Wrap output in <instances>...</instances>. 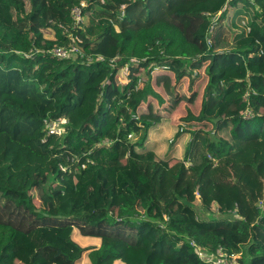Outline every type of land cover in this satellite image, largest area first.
I'll list each match as a JSON object with an SVG mask.
<instances>
[{"label":"trees","instance_id":"trees-1","mask_svg":"<svg viewBox=\"0 0 264 264\" xmlns=\"http://www.w3.org/2000/svg\"><path fill=\"white\" fill-rule=\"evenodd\" d=\"M70 32L81 53L59 58ZM207 60L184 156H161L138 115L157 69L192 86ZM219 247L264 264V0H0V264H211L197 249Z\"/></svg>","mask_w":264,"mask_h":264},{"label":"rangeland","instance_id":"rangeland-1","mask_svg":"<svg viewBox=\"0 0 264 264\" xmlns=\"http://www.w3.org/2000/svg\"><path fill=\"white\" fill-rule=\"evenodd\" d=\"M24 1L27 11H30L31 0ZM232 11L233 9L229 8L227 17L221 25L218 24V17L214 19L213 40H218V38L230 40L232 38V32L229 27L230 21L228 20V16L232 14ZM82 19V25L89 22V16H83ZM47 37H53V35H47ZM202 63L200 65L196 62L192 65L191 69L194 74L198 73L200 76L192 86L191 77L189 76H184L182 80H177L176 75L172 72L169 73L164 71V69H157L159 71L154 76L153 89L158 96L151 94L149 99L142 104V110L138 112L139 116L152 122L146 146L154 149L161 156L166 154L172 155L174 158L184 156L188 141L191 138V134L184 130H194L195 125H188L183 119L190 115L198 116L202 108L203 93L207 82L205 68L210 63V60ZM125 74V70L120 71L123 82L126 80L124 78ZM131 139L134 141L136 135L131 136ZM202 157L203 154H199L192 162L201 163ZM192 162L189 161L187 164ZM217 215L222 216L221 214ZM239 256L240 254L236 256L235 264L238 263L237 258Z\"/></svg>","mask_w":264,"mask_h":264},{"label":"built area","instance_id":"built-area-1","mask_svg":"<svg viewBox=\"0 0 264 264\" xmlns=\"http://www.w3.org/2000/svg\"><path fill=\"white\" fill-rule=\"evenodd\" d=\"M85 6V4H83ZM82 9L75 7L73 10V15L76 20V25L80 26L83 22V17L81 15ZM213 32V31H212ZM71 45L68 47L62 46L57 47L52 50V53L59 58H65L72 55H76L81 53V48L79 46L80 38L75 36L72 32H70ZM87 59L91 62L92 58L87 57ZM97 59H103L102 57H98ZM249 114L248 112L246 113ZM69 120L66 118H57L53 120L46 119L45 125L47 132L49 134L63 135L65 133V128L68 125ZM192 244H194L192 242ZM197 252L200 256H202L207 262L211 264H235L236 256L238 254L228 253L222 247H219L216 252L208 254L204 251L197 249Z\"/></svg>","mask_w":264,"mask_h":264},{"label":"crops","instance_id":"crops-1","mask_svg":"<svg viewBox=\"0 0 264 264\" xmlns=\"http://www.w3.org/2000/svg\"><path fill=\"white\" fill-rule=\"evenodd\" d=\"M50 38H52V37H50Z\"/></svg>","mask_w":264,"mask_h":264}]
</instances>
